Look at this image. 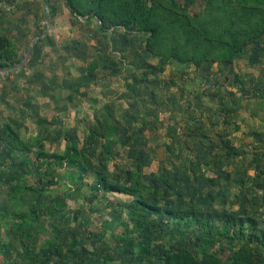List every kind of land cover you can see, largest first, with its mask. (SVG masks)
<instances>
[{
	"label": "rangeland",
	"instance_id": "obj_1",
	"mask_svg": "<svg viewBox=\"0 0 264 264\" xmlns=\"http://www.w3.org/2000/svg\"><path fill=\"white\" fill-rule=\"evenodd\" d=\"M92 5L0 0V61L25 70L0 82V264H162L177 248L227 264L240 244L264 264V33L227 63L161 67L145 33L100 29ZM131 181L226 236L205 242L165 213L135 227L133 197L105 189Z\"/></svg>",
	"mask_w": 264,
	"mask_h": 264
},
{
	"label": "trees",
	"instance_id": "obj_2",
	"mask_svg": "<svg viewBox=\"0 0 264 264\" xmlns=\"http://www.w3.org/2000/svg\"><path fill=\"white\" fill-rule=\"evenodd\" d=\"M190 1L92 0V8L85 13L95 18L100 29L106 26L134 27L145 33L142 49L161 67L168 62L195 67L202 62L227 63L242 56L246 46L257 42L264 33V0H205L197 13L187 10ZM70 10L80 14L72 8ZM4 54V50L0 51V58ZM4 66L5 63L0 61V68ZM24 71L12 68L1 73L0 82L8 86ZM48 156L58 162L75 157L72 152L66 156L55 153ZM105 189L133 197L135 216L132 219L139 215L142 220L135 227L147 228L150 215L165 213L179 224L195 228L205 242L225 237L228 232L226 225L218 227L202 214L185 215L149 203L144 195L149 189L137 181L127 185L105 183ZM251 253L250 247L240 244L233 250L227 264H258L251 258ZM202 254L198 258L185 248H177L162 256V264H223V259L214 252Z\"/></svg>",
	"mask_w": 264,
	"mask_h": 264
},
{
	"label": "crops",
	"instance_id": "obj_3",
	"mask_svg": "<svg viewBox=\"0 0 264 264\" xmlns=\"http://www.w3.org/2000/svg\"><path fill=\"white\" fill-rule=\"evenodd\" d=\"M9 18H11L10 15H7V16H4V17L0 18V51L4 50V48H5L6 44H7V40L9 38V35H10L9 30L6 29V21L9 23V20H10ZM33 39L31 40V46H33L32 45L33 44L32 41H34ZM34 46H33V48H34ZM33 48H32V51L34 50ZM18 65L19 64H13V65H11L9 67H7V66L6 67H2V68H0V74L1 73H5L6 71H10L14 67L17 68ZM2 93L3 92H0V94H2Z\"/></svg>",
	"mask_w": 264,
	"mask_h": 264
},
{
	"label": "water",
	"instance_id": "obj_4",
	"mask_svg": "<svg viewBox=\"0 0 264 264\" xmlns=\"http://www.w3.org/2000/svg\"><path fill=\"white\" fill-rule=\"evenodd\" d=\"M33 42V41H32ZM31 45L28 47L27 52L30 50Z\"/></svg>",
	"mask_w": 264,
	"mask_h": 264
}]
</instances>
